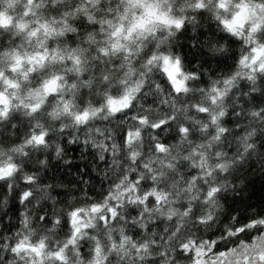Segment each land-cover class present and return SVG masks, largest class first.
<instances>
[{"label": "snow or ice", "instance_id": "snow-or-ice-1", "mask_svg": "<svg viewBox=\"0 0 264 264\" xmlns=\"http://www.w3.org/2000/svg\"><path fill=\"white\" fill-rule=\"evenodd\" d=\"M204 11L239 55L202 86L170 41ZM81 131L111 153L108 187L59 200L26 165ZM0 132V208L24 186L0 264H264V210L223 204L264 168V0H0Z\"/></svg>", "mask_w": 264, "mask_h": 264}, {"label": "trees", "instance_id": "trees-1", "mask_svg": "<svg viewBox=\"0 0 264 264\" xmlns=\"http://www.w3.org/2000/svg\"><path fill=\"white\" fill-rule=\"evenodd\" d=\"M195 15V23L186 22L184 27L171 38L170 48L174 55L181 58L184 71L196 72L200 75V83L203 86L208 83L209 77L216 78L222 73L234 70L235 60L239 55V42L229 38L217 26L210 13L204 11ZM210 43L226 44L231 51L227 54L212 53L209 51ZM153 78L163 83L166 76L159 69ZM151 99L149 97V102ZM235 123V117L227 118L228 126L232 127ZM7 131H11L10 126L4 129V132ZM15 131L19 139L22 128ZM0 136H3V132H0ZM85 138L86 133L81 131L78 134V142L69 143V137L65 135L59 141L63 147L61 158L55 156L54 148H49L47 153H36L33 156V161L47 160L46 167L30 162L25 170L38 171L42 183L54 185L53 195L59 200L68 197L69 193L79 196L85 192L90 195L100 192L108 187V182L104 181L102 173L111 165L112 156L110 152L106 153L105 161H101L100 150L91 143L92 139L99 138L94 135L89 136L87 146L84 144ZM261 150L264 151V148ZM235 183L237 192L225 193L223 200L225 213L237 212L243 217L245 214L250 215L252 212L264 210V168L258 160L253 158L243 165L237 173ZM23 187L18 184L8 197L6 207L0 208V235H10L19 227L18 217L22 207L18 197ZM6 193L5 184L0 182V201H3ZM222 220L226 221V215Z\"/></svg>", "mask_w": 264, "mask_h": 264}, {"label": "rangeland", "instance_id": "rangeland-1", "mask_svg": "<svg viewBox=\"0 0 264 264\" xmlns=\"http://www.w3.org/2000/svg\"><path fill=\"white\" fill-rule=\"evenodd\" d=\"M160 69H161V70H162V72H163V68L161 67ZM164 75L166 76V74H164Z\"/></svg>", "mask_w": 264, "mask_h": 264}]
</instances>
